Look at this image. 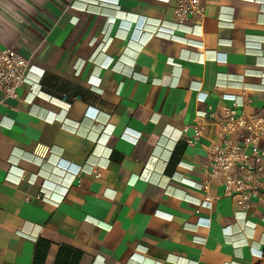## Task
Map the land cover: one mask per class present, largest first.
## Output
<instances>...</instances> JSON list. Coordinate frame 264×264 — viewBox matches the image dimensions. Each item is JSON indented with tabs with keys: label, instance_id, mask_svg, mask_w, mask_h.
I'll return each mask as SVG.
<instances>
[{
	"label": "crops",
	"instance_id": "obj_1",
	"mask_svg": "<svg viewBox=\"0 0 264 264\" xmlns=\"http://www.w3.org/2000/svg\"><path fill=\"white\" fill-rule=\"evenodd\" d=\"M179 1L0 0L30 81L0 91V264L260 263L264 176L246 209L196 184L227 110L264 118V0Z\"/></svg>",
	"mask_w": 264,
	"mask_h": 264
},
{
	"label": "built area",
	"instance_id": "obj_2",
	"mask_svg": "<svg viewBox=\"0 0 264 264\" xmlns=\"http://www.w3.org/2000/svg\"><path fill=\"white\" fill-rule=\"evenodd\" d=\"M173 15L177 26L184 25L190 16L200 20L204 15L202 0H180ZM157 34L160 31L156 30L153 35ZM24 83L30 84L27 60L11 49L0 50V91L7 97H14L16 89ZM220 127L218 141L210 148L206 166L209 167V179L196 184V187L207 193L209 181L214 180L222 187L225 197H239V205L246 209L250 201L261 199L264 118L238 116L235 109H230L226 111ZM235 133L238 134L237 139L226 137ZM199 138L200 129L195 127L193 138L186 139V144L192 146ZM208 202L199 199L195 203L201 206Z\"/></svg>",
	"mask_w": 264,
	"mask_h": 264
},
{
	"label": "rangeland",
	"instance_id": "obj_3",
	"mask_svg": "<svg viewBox=\"0 0 264 264\" xmlns=\"http://www.w3.org/2000/svg\"><path fill=\"white\" fill-rule=\"evenodd\" d=\"M259 264H264V257H262V260L260 261Z\"/></svg>",
	"mask_w": 264,
	"mask_h": 264
}]
</instances>
